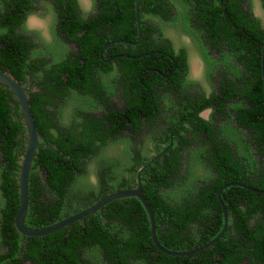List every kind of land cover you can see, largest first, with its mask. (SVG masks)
I'll return each instance as SVG.
<instances>
[{"label": "trees", "instance_id": "16d2710c", "mask_svg": "<svg viewBox=\"0 0 264 264\" xmlns=\"http://www.w3.org/2000/svg\"><path fill=\"white\" fill-rule=\"evenodd\" d=\"M42 1L0 0V71L20 83L25 73L35 77L43 66L32 60L30 40L21 34V30L26 31V19L37 13ZM49 1L55 6L59 32L76 42L80 52L37 76L40 90L28 94L40 144L32 163L25 226H51L109 194L130 189L137 185L136 174L143 166L141 186L155 212L157 238L165 249L191 251L219 236L225 216L218 192L230 184L221 192L229 224L209 248L188 256L169 255L153 240L146 207L138 197L128 196L110 201L97 213L49 235H23L15 218L21 200L20 157L26 154L29 131L15 93L0 84V133L6 135L8 143L2 145L5 163L0 166V264H264V21L253 12L252 0H141V40L136 0H95L104 12L88 19L79 16L78 0ZM143 8L150 13L149 19H144L147 13ZM164 26L191 36L204 49L202 55L215 80L220 79L218 92L199 99L191 117L181 126L175 122L170 125L168 141L173 130L176 141L184 132V142L190 141L189 133L197 127L210 134L208 121L199 113L214 108L247 130L244 162L230 145H221L210 134L203 142L213 144L206 153L211 175L188 180L183 171L184 164L190 162V150L186 157L184 145H157L158 158L137 162L131 169L133 180L100 189L86 203L73 205L68 187L101 145H76L85 141L86 131L61 130L48 106L58 105L69 91L84 92L88 85L96 84L95 76L117 69L124 78H135L134 94L127 91L131 106L142 111L145 101H150L144 113L153 120L159 102L152 84L167 79L168 91L177 92L186 86L187 52L183 49L179 53L173 40L164 37ZM117 55V66L107 63ZM145 78L151 80V88L143 93L138 88ZM107 118L112 125L119 122L118 118ZM127 120L123 118L119 124L128 126ZM86 126L90 130L97 123ZM20 132L22 139L18 141Z\"/></svg>", "mask_w": 264, "mask_h": 264}, {"label": "flooded vegetation", "instance_id": "af4514ba", "mask_svg": "<svg viewBox=\"0 0 264 264\" xmlns=\"http://www.w3.org/2000/svg\"><path fill=\"white\" fill-rule=\"evenodd\" d=\"M92 1L93 3L90 8L86 10L82 8L81 2L78 0L79 16L88 19L104 12V10L100 9L99 2ZM39 7L37 13L31 14L26 19L24 24L26 31L21 30V34L27 35L30 40L32 47L30 56L32 60L36 64H43V66L38 68L39 70L35 73V77L25 73L26 77L22 80L21 85L26 89L27 95L31 91L40 90L39 83L36 80L37 76H41L45 72L58 67L62 62L64 63L68 60L71 54H78L80 52V47L76 42L68 40L65 33L59 32L57 24H55L56 11L54 4L49 0H43L39 4ZM143 9L144 13L146 11L148 12L145 8ZM34 15L40 17V19L46 16L51 17L52 21L47 26V29L31 27L29 25L30 17ZM143 17L144 19H149L150 13L144 14ZM170 30L174 29L164 26V37L172 39L169 36ZM178 30L174 31L183 37L189 38L201 55L205 71V80L212 84V92H208L204 84L191 77L192 62L189 49L186 46L180 45L175 46L176 50L179 53L183 49L187 52L186 79L184 80L186 86L179 88V92H177L176 90L168 91V84L165 82L167 79H162L160 82L152 84L153 92L159 102V107L154 109L156 117L153 120H149L148 115L144 113L148 112L146 110L150 108V101H145V110L142 111H135V108L131 106L130 96L127 98V91L131 95L134 94V88L136 86L135 78H124L122 72L117 69L111 73H103L102 76L99 74L95 76L96 84L88 85L89 87L84 92L74 94L72 91H69L66 98L57 101L58 105L51 104L48 106L49 110H51L50 115L54 117V121L61 127V130L67 132L76 131L77 133L86 131L83 136L85 141L77 143L76 145H101L97 147L94 155L84 165V171L78 174L68 187L67 195L73 205H76L77 202L87 200V198L100 189L117 187L127 179L133 180L134 174L131 172V169L137 162L144 161L151 156H154L155 159L158 158L157 145L165 147L166 145H184V149L182 150H184L183 152L186 157L189 155L188 150H190V155L188 156L190 162L184 164L186 170L183 171L186 176L185 178L188 180L209 178L211 175L210 169L208 168L209 159L206 157V153H208L207 150H210L209 148L213 144L211 141L203 142V140H208L210 134L214 138V141H220L221 145H230L234 149L238 159L244 162L243 141L247 138V130L238 124L231 123L232 118L225 115L223 111L216 112L214 108H207L199 113L203 119L208 121V126L211 129L210 134L203 132L200 128L198 129L196 125L197 129L189 133V140L191 142H184V132L177 135L176 141L173 134L174 130L171 132V137L168 141L170 125L175 122L177 126H181L186 121V118L188 116L191 117L190 115L198 108L199 104L197 101L203 96L206 98L212 97L214 92L216 90L218 92V88L220 87V79L216 78L215 80V75L209 70L208 62L202 55L203 48L201 49L191 36ZM118 56L107 60V63L111 61L114 63V66H117L115 61ZM149 82L151 83V80L145 78L138 88L139 91L144 93V91L149 90L151 88L148 86ZM128 107H130L129 112H127ZM110 109L115 112V115H112ZM206 110H210L208 117L203 115ZM174 115L176 119H172ZM107 117L118 118L119 122L123 118L128 117L126 121L128 126H121L119 122L112 125L109 123L110 121ZM132 117L136 119L132 120ZM87 123H97V126L91 127L88 130ZM22 133L20 132L18 134V141L22 139ZM2 145H8V143L6 135L1 132L0 166L5 163V154L2 150ZM9 145H15V143ZM189 145L190 148L188 149ZM233 145L237 146L233 147ZM20 158V162L22 163L24 157ZM145 168L146 166H143L137 171V185H133L131 188L140 186L141 172ZM92 173L97 178L96 182H92ZM139 173L140 180L138 179ZM40 175L42 178H46L42 172ZM244 263H247V261H244Z\"/></svg>", "mask_w": 264, "mask_h": 264}, {"label": "water", "instance_id": "95a60500", "mask_svg": "<svg viewBox=\"0 0 264 264\" xmlns=\"http://www.w3.org/2000/svg\"><path fill=\"white\" fill-rule=\"evenodd\" d=\"M138 4H139V0H136L135 9H136L137 17H138L139 34H140V40H141L142 31H141V21H140V17H139L140 16V10L138 9ZM122 42H127V41H122ZM128 43H130V42H128ZM262 77H263V81H264V44H263V49H262ZM0 84L8 86L15 93V95H16L19 103H20L21 111L23 113L28 131H29V144L27 147L26 154L23 158L21 177H20V191H21V200H20V206H19L20 208H19V211H18L16 218H15V226L18 229V231L20 233H22L23 235H26L28 237H43V236L49 235V234L54 233V232H56V231H58L64 227H67V226H69L75 222H78L79 220H82L83 218H85L91 214L97 213L102 208L103 205H105L106 203H108L110 201H113L115 199H120L123 197H128V196L138 197L141 200L140 202L143 204V206L146 207V209L150 215V219H151V230H152L153 240H154L157 248L160 251L165 252L166 254L174 255V256H188V255L196 254L197 252H200L206 248H209L213 244H215L223 236V234L226 232V230L228 228V224H229L228 211H227V208H225V206L223 204L221 192H222V190L227 188L230 184L225 185L218 192V198L220 201L219 203L221 204L222 208L224 209V216H225V227H224L223 231L220 233L219 236L214 238L212 241H210L206 245H203V246H201L197 249L191 250V251H171V250L165 249L159 243L158 238H157L155 212H154L153 208L150 206V204L148 203L149 201L147 200V198L144 195V191H143L141 184L137 188H130V189H126L123 191H118V192L109 194V195L103 197L102 199H100L99 201H97L96 203H94L93 205L89 206L88 208H86V209H84V210H82V211H80V212H78V213H76V214H74L68 218H65V219H63V220H61V221H59V222H57L51 226L44 227L41 229H31V228L26 227L24 224V219H25V216H26L28 209H29L28 203L30 200V174H31V167H32L33 159L35 157V154L38 150V146L40 143L39 132L37 129L35 117H34L33 112L31 110V105L29 103V97L27 95L26 89L11 74L4 73L1 71H0ZM138 179L140 180V173L138 175ZM238 184L241 186H244L248 189H251L254 191H259V190L253 189L247 185H244L241 183H238Z\"/></svg>", "mask_w": 264, "mask_h": 264}, {"label": "rangeland", "instance_id": "374dc122", "mask_svg": "<svg viewBox=\"0 0 264 264\" xmlns=\"http://www.w3.org/2000/svg\"><path fill=\"white\" fill-rule=\"evenodd\" d=\"M80 2H81L80 4L82 8L86 10L89 9L91 4L93 3L92 0H80ZM252 3H253L252 9L254 10V13L256 14V16L261 18L264 21L263 1L262 0H252ZM51 21L52 20L50 16H46L45 18L40 19V17L34 15L30 17L29 25L31 27H40L43 29H47V26L50 24ZM169 36L173 39L176 46L181 45V46L188 47L191 62H192L191 77H193V79L197 80L198 82H201L202 84H204L208 92H212L213 91L212 84H210L208 81L205 80V71H204V65L202 63L201 55L199 54V52L193 45L192 41L187 37L181 36V34L177 33L174 30L169 31ZM209 114H210V110H206L203 113L205 117H208ZM91 179H92V182H96L97 178L95 174L93 173L91 174ZM88 200L89 198H87V200L85 201L77 202L76 205L84 204Z\"/></svg>", "mask_w": 264, "mask_h": 264}]
</instances>
